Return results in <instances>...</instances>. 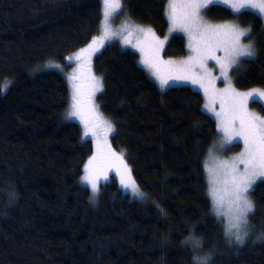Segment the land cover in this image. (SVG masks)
<instances>
[{
	"label": "trees",
	"instance_id": "trees-1",
	"mask_svg": "<svg viewBox=\"0 0 264 264\" xmlns=\"http://www.w3.org/2000/svg\"><path fill=\"white\" fill-rule=\"evenodd\" d=\"M167 3L122 0V12L161 36ZM102 5L0 0V86L11 82L0 92V264H201L193 256L209 253L207 264H264V239H257L264 232V180L250 192L256 208L246 242L230 244L208 192L206 158L220 133L203 94L188 85L161 90L138 53L117 41L93 58L103 83L93 103L114 125L107 138L146 197L133 198L110 167L90 199L81 177L97 144L84 136L80 119L68 117L69 84L52 63H65L99 33ZM206 13L217 20L238 15L250 27L256 55L243 60L235 82L264 88L263 17L222 4ZM186 52L182 34L164 49L167 57ZM190 236L201 238L195 251Z\"/></svg>",
	"mask_w": 264,
	"mask_h": 264
},
{
	"label": "snow or ice",
	"instance_id": "snow-or-ice-1",
	"mask_svg": "<svg viewBox=\"0 0 264 264\" xmlns=\"http://www.w3.org/2000/svg\"><path fill=\"white\" fill-rule=\"evenodd\" d=\"M213 0H168L166 14L169 22V34L176 30L183 31L188 36L187 56L176 59H164L161 51L168 35H157L151 26H144L131 21L125 25L130 36L137 35L136 47L142 54V62L148 70L157 77L161 86L167 85L170 79L190 81L203 89L207 98L205 107L210 109L216 117V127L222 133L216 145L218 149L230 146L236 140H242L243 148L230 158H220L215 155L213 148L209 155L213 164L205 167L209 173V192L213 199L214 210L220 213L219 205L223 196L217 187L220 177H224L225 191L229 197V220L224 227L225 236L230 244L240 245L249 236V214H255L256 205L250 198V190L257 177H264V115H260L248 108V101L257 94L264 98V88H253L247 91L237 89L229 72L233 65H237L241 57L256 55L254 42L247 43L242 38L250 35V29L242 28L232 21L210 23L204 19L202 10L212 4ZM237 13L244 8L258 9L264 14V0H223ZM103 30L105 38L121 35L125 43H130L123 32H114L109 25V18L123 10L121 0H103ZM100 43L96 36L85 47L77 50L66 59L77 61L76 68L68 75L72 86L71 105L68 117H79L84 125V136L89 133L96 139L97 150L84 164V174L81 180L90 185L94 198L99 192L101 177L107 178V169L115 167L121 184L130 189L133 195L145 198L146 194L140 190L132 176L131 169L124 161L123 155L116 153L107 140V133L114 130V125L104 119L96 110L93 97L103 87L101 79L94 75L91 69V58L98 51ZM222 53V54H220ZM209 60H214L219 67L218 77L209 67ZM52 62L50 61L49 64ZM56 67H60L56 65ZM223 78L224 87H218L217 79ZM6 81L0 86V92L5 91L10 84ZM219 101V108L215 107ZM101 131L104 136L101 138ZM11 200L16 199L13 193ZM257 239H264L261 232ZM195 251L202 246L201 238L188 237ZM208 256H193V260L207 264Z\"/></svg>",
	"mask_w": 264,
	"mask_h": 264
},
{
	"label": "rangeland",
	"instance_id": "rangeland-1",
	"mask_svg": "<svg viewBox=\"0 0 264 264\" xmlns=\"http://www.w3.org/2000/svg\"><path fill=\"white\" fill-rule=\"evenodd\" d=\"M102 4H103V0H102ZM121 4H122V0H121ZM212 4H222V5H225V6H228V7L231 8L230 5L223 3V0H213V3H212ZM212 4H210V5H212ZM210 5H208L205 9L202 10V14H203V16H204V19L207 20L208 22H210V23H222V22H224V21H232V22H235L236 24H238V25H239L240 27H242V28H248V29H250L249 26L243 25V24L239 21L238 15H237V17H234V18L219 19V20L211 18V17L208 16V14L206 13V10H207V8H208ZM102 6H103V9H104V5H102ZM231 9H232V8H231ZM243 10H251V11L257 12V13H259V14L263 17V19H264V14H261V13L259 12L258 9L244 8V9H241L238 13H237L234 9H232V11H234V13H236V14H239V13H240L241 11H243ZM129 18L131 19V21H134V22L137 23V24L144 25V26H151V25H149V24H145V23H142V22H139V21H136V20L132 19L129 15H127V13L122 12V10H119V9H118L117 12H116L115 14H113V16H111V17L109 18V25H110V28H111L112 31L117 32V33H119V32H123V35H124V36H128V39L130 40V43H125V42H124V39H123V36H121V35H116V36H112V37H110V38H105V36H104V30H103V24H102V22H101V28H100V31H99V33L96 35V37L98 38V42L100 43V46H99V48H98V51H97V52L92 56V58H91V69H92V72L94 73V75L97 76V77H99V78L101 79V81H102L101 76H100V75L96 72V70L92 67L93 58L96 56L97 53H99V52L102 50V48H103L106 44L111 43V42H114V41H117V42H119V43L121 44V46L126 47V48H129V49H132V50H134L136 53H138V55H139V62H140V65L146 70V72H147V74L149 75V77H150L151 79H153V80L158 84V86H159V88H160L161 90H165V89H167V88L170 87V86L188 85V86H191V87H193L194 89L200 91V92L203 94V97H204V109H205V110H206V111H207V112H208V113H209V114H210V115L216 120L215 114H214L210 109H208V108L205 107V104H206L208 101H207V98L204 96L203 89H201V88L199 87V85H194V84H192L190 81L179 80V79H175V78H173V79H170V80H169V82H168L167 85L161 86L160 81L157 79V77L154 76V75L148 70V68L144 65V63L142 62V54H141V51H140V49H139L138 47L135 46L136 43H137V35H136V33L133 32L130 36L128 35L129 30L125 28V25H126V23L128 22V19H129ZM103 19H104V17L102 16V21H103ZM151 27L155 30V28H154L153 26H151ZM155 32L157 33L156 30H155ZM175 34H182V35H184V36H185V39H186V47H187V45H188V36H187L186 33H184L183 31H180V30H176V31L172 32L171 34H169V26H168V30H167V32H166L165 34L161 35V37H163V36H165V35H168V37H169L168 41L165 42V45H164L163 50L161 51V55L164 57V59H168V58H169V57L165 56V54H164L165 46L167 45V43L170 41V39H171ZM157 35H158V33H157ZM159 36H160V34H159ZM242 39L244 40L245 43H247L249 40H251V41L254 42V45H255L254 38L251 37L250 35H246V36H245L244 38H242ZM90 42H91V41H90ZM90 42H89V43H90ZM86 45H87V44H86ZM86 45H85V46H86ZM85 46H82V47H85ZM82 47H81V48H82ZM77 50H78V49H77ZM77 50L74 51V52H72V53L69 54V55H73L74 53L77 52ZM255 52H256V45H255ZM188 53H189V49H188V47H187V52H186V54H184V55H182V56H178V57H172V58L179 59V58H182V57L187 56ZM220 54H222V53H220ZM69 55H68V56H69ZM68 56H67V57H68ZM67 57H66V58H67ZM253 57H254V56H252V57H241L240 60H239V63H238L237 65H233L232 68L229 69V72H230V75H231V78H232V82H233L234 86H235L237 89H239L240 91H247V90H249V89H253V88H261V87H259V86H253V87H249V88L242 89V88H239V87L236 85V82H235L236 75L242 70L243 60H244V59H250V58H253ZM66 58H65V63H62V62H54V63H52V67H54V68L60 70L61 72H63V74L65 75V77H66V79H67V81H68L69 88H70V104H69V108H68V111H69V109H70V105H71V103H72V101H71V96H72V86H71V83H70V81H69V79H68V75L73 71L74 68H76V66H77V61H76L75 59L69 61V60H67ZM208 64H209V67L213 69V72L219 77V76H220V73H219V67H218V65H216V62H215L214 60H209ZM56 65H59L60 67H56ZM216 84H217L218 87H221V88L224 87L223 78L220 77L219 79H217ZM101 90H102V88H101L99 91H97V92L95 93L94 97H95V96L97 97V96L99 95V93L101 92ZM93 101H94V100H93ZM255 102H259L261 105L264 106V98H260L257 94H254L253 97L250 98L249 101H248V108H249L250 110H252V111H254V112H257V113H259L260 115H264V110H260L259 108H257V107L254 106V103H255ZM215 107H216V108H219V101L216 102ZM96 110L100 113V111L98 110L97 106H96ZM102 117H103V116H102ZM104 117H105V116H104ZM104 117H103V118H104ZM70 118L73 119V120H76V121H79V122H80V120H79L80 118H79V117H75V116H74V117H70ZM106 118H107V116H106ZM107 119H108V118H107ZM81 123H82V125H83V122H82V121H81ZM111 123H112V122H111ZM83 126H84V125H83ZM112 132H114V130H113ZM218 132L220 133L219 130H218ZM109 134H110V132H109ZM88 135H91V133H89ZM100 135H103V131H101ZM107 136H108V135H107ZM221 136H222V133H220V135H219V137L217 138L216 142L211 146V148L214 149V151H215V155H216V156H218V157H220V158H230V157H232L234 154L240 152L241 149L243 148V142H242V140H236V141H234L230 146H227V147L224 148V149H218V148H216V145H217L218 142L220 141ZM91 137L94 139V141H95V143H96V139H95L92 135H91ZM101 138H103V137H101ZM107 140H108V142L110 143L111 148L114 149V147L112 146V144H111V142H110V139L107 138ZM238 145H239V146H238ZM236 149H237V150H236ZM114 150H115V149H114ZM117 153H119V152H117ZM120 154L123 155L124 161L127 163V161H126V159H125V156H124V153H123V152H120ZM206 164H207L209 167H211L212 164H213V160L211 159L209 153H208V156H207V158H206ZM127 165H128V163H127ZM131 173H132V172H131ZM206 173H207L208 192H209L210 180H209V173H208L207 168H206ZM132 176H133V175H132ZM133 178H134V177H133ZM260 180H264V177H257L256 180H255V183L253 184V188L255 187L256 183H257L258 181H260ZM223 181H224V177L221 176V177H220V183H218V185H217V187L220 189L221 195L223 196V202H222L221 205H219V209H220V213H219V215H217V212L214 210L215 206H214L213 199H212V197H211L210 192H209V196H210V198H211L212 207H213V210H214L215 215L223 220L224 227H225L226 223H227L228 220H229V215H228V212H229V197H228V193H227V191H225L226 185L224 184ZM137 185H138V184H137ZM121 186L123 187V189H124L125 191L129 192V193L132 195L133 198H137V199L141 198V197H139V196H135V195H133V193L131 192V190H130V189H126L122 184H121ZM138 186H139V185H138ZM253 188H252V189H253ZM252 189H251V190H252ZM251 190H250V192H251ZM141 191H142V190H141ZM250 198H251V196H250ZM251 199H252V198H251ZM250 215H251V213L249 214V226H250ZM246 239H247V238H246ZM246 239H245V242H246ZM245 242H244V243H245ZM244 243H243V244H244ZM243 244H242V245H243Z\"/></svg>",
	"mask_w": 264,
	"mask_h": 264
},
{
	"label": "bare ground",
	"instance_id": "bare-ground-1",
	"mask_svg": "<svg viewBox=\"0 0 264 264\" xmlns=\"http://www.w3.org/2000/svg\"><path fill=\"white\" fill-rule=\"evenodd\" d=\"M167 17V16H166ZM168 20V19H167Z\"/></svg>",
	"mask_w": 264,
	"mask_h": 264
}]
</instances>
